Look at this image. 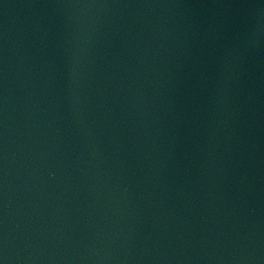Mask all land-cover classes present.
I'll use <instances>...</instances> for the list:
<instances>
[{"label":"water","instance_id":"water-1","mask_svg":"<svg viewBox=\"0 0 264 264\" xmlns=\"http://www.w3.org/2000/svg\"><path fill=\"white\" fill-rule=\"evenodd\" d=\"M0 264H264V0H0Z\"/></svg>","mask_w":264,"mask_h":264}]
</instances>
